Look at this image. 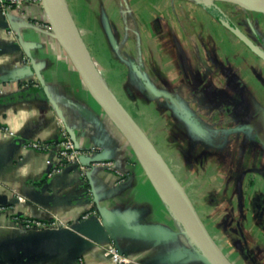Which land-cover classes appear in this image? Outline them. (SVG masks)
I'll return each instance as SVG.
<instances>
[{"label":"crops","instance_id":"1","mask_svg":"<svg viewBox=\"0 0 264 264\" xmlns=\"http://www.w3.org/2000/svg\"><path fill=\"white\" fill-rule=\"evenodd\" d=\"M64 129L88 157L113 167L54 172ZM144 168L54 36L40 0L0 12V194L8 198L0 209V264H109L110 241L129 264H207ZM244 194L229 244L245 264H264V193ZM99 207L114 213L123 236L105 234ZM20 219H59L79 232L28 230Z\"/></svg>","mask_w":264,"mask_h":264},{"label":"rangeland","instance_id":"2","mask_svg":"<svg viewBox=\"0 0 264 264\" xmlns=\"http://www.w3.org/2000/svg\"><path fill=\"white\" fill-rule=\"evenodd\" d=\"M66 2L112 91L220 248L245 264L229 242L238 236L244 193H264V60L230 28L264 51V12L239 0ZM251 167L261 171L245 177Z\"/></svg>","mask_w":264,"mask_h":264},{"label":"water","instance_id":"3","mask_svg":"<svg viewBox=\"0 0 264 264\" xmlns=\"http://www.w3.org/2000/svg\"><path fill=\"white\" fill-rule=\"evenodd\" d=\"M239 3L248 9L264 12V0H257L255 2H252L251 0H239ZM42 6L54 36L57 38L64 51L69 56L73 65L75 66L76 70L78 71L82 80L87 86L89 92L94 97V99L102 106V108L108 113V115L112 118L117 127L127 138L128 142L134 149L142 165H144V167L146 168V172L148 170L151 171L154 175L158 176L162 180V182H164L168 186V188L177 197L181 199V209L184 215H180L176 212V210L172 206L167 196L164 194L157 181L150 174L147 173L154 181L155 185L159 189L160 193L163 195L164 199L166 200L174 214L179 216L178 218L182 221V223L186 227V230L192 236L194 242L197 244L200 251L202 252L206 263L232 264L223 252V250L220 248L218 243L210 234L208 228L206 227L202 217L200 216L196 206L194 205L189 194L187 193L185 187L178 180L171 167L164 159L163 155L160 153V151L157 149V147L154 145L148 135L138 125L133 116L120 102L115 93L112 91L113 94H111L94 73L93 69L91 68L90 62H88L86 57L83 55L78 43L75 40L74 31H76V33L80 37L81 35L68 9L66 0H42ZM230 29L234 33H236L240 37V39H242V41L245 42L252 49V51L258 54L264 60V51L262 49H260L245 35L241 34L240 31L232 27ZM146 157L150 159L154 165L144 162L143 160ZM100 160V157L92 159L91 157H88L86 155L81 156V161L84 164H91ZM65 169L67 172L72 170H79V165H71L66 167ZM260 171L261 170L257 167H251L245 171V174L247 172ZM7 205V196L0 194V206ZM98 210L100 214L98 222L104 229L105 234L114 240H116L119 236H123L124 234L119 232L120 229L115 223L114 213L107 207H99ZM42 232H69L71 234H77L79 231L76 228L69 227ZM102 240L106 239H101L98 241Z\"/></svg>","mask_w":264,"mask_h":264},{"label":"built area","instance_id":"4","mask_svg":"<svg viewBox=\"0 0 264 264\" xmlns=\"http://www.w3.org/2000/svg\"><path fill=\"white\" fill-rule=\"evenodd\" d=\"M33 0H0V12L6 15L10 10L16 9L23 11V8L26 4L30 3ZM42 3V0H40ZM49 27L51 28L50 24ZM32 146L35 148L40 147L41 145L37 142L32 143ZM86 155V152L83 149L79 148L68 136L67 130L64 129L62 132V138L59 143L58 149V165H55L54 172L60 171V167H68L71 165L78 164L79 169L84 171L87 165L81 161V156ZM87 156V155H86ZM50 165L53 166L51 161H48ZM104 167L112 168L113 163L109 161L100 160L97 162ZM20 200H23V197H18ZM3 206H0V209H3ZM26 229L34 231H48V230H57L61 228H69L70 226L62 220L55 219L49 222H43L39 220H30V219H20L19 221ZM105 256L109 260V264H129L131 262L130 257L126 255L123 250L113 241L107 242L104 250Z\"/></svg>","mask_w":264,"mask_h":264},{"label":"bare ground","instance_id":"5","mask_svg":"<svg viewBox=\"0 0 264 264\" xmlns=\"http://www.w3.org/2000/svg\"><path fill=\"white\" fill-rule=\"evenodd\" d=\"M128 1V0H127ZM208 1H211V0H208ZM252 2H255L257 0H251ZM123 2V1H122ZM128 3V2H127ZM130 17V16H129ZM74 36H75V40L76 42L78 43L79 45V48L81 49L83 55L86 57V59L88 60V62H90V65H91V68L93 69L94 73L96 74V76L99 78V80L102 82V84L107 88V90L111 93H112V90L110 89L109 85L107 84L104 76L101 74V72L99 71V69H97L96 67V63L94 62L93 59H91L89 53H88V49H87V46L84 44V42L82 41L81 37L76 33V31H74ZM144 162L146 163H149L151 165H154L153 162L148 159L147 157L144 158L143 160ZM150 175H152L156 180H157V183H159L160 187L163 189V191L168 195V199L169 201L171 202L172 206L174 208H176L179 213L181 215H184L183 214V211L181 209V199L179 197H177L169 188L168 186L162 182V180L154 175L151 171L148 172ZM177 212V211H176ZM190 235V234H189Z\"/></svg>","mask_w":264,"mask_h":264},{"label":"flooded vegetation","instance_id":"6","mask_svg":"<svg viewBox=\"0 0 264 264\" xmlns=\"http://www.w3.org/2000/svg\"><path fill=\"white\" fill-rule=\"evenodd\" d=\"M220 12H221V11H220ZM221 13H222V12H221ZM222 15L225 16L223 13H222ZM227 17H229V16H227ZM220 21L222 22L221 19H220ZM255 43H256V42H255ZM248 173H250V172H247V173L245 174V177H247Z\"/></svg>","mask_w":264,"mask_h":264},{"label":"trees","instance_id":"7","mask_svg":"<svg viewBox=\"0 0 264 264\" xmlns=\"http://www.w3.org/2000/svg\"><path fill=\"white\" fill-rule=\"evenodd\" d=\"M173 171V170H172ZM174 172V171H173ZM188 193V192H187ZM190 196V195H189ZM191 198V197H190ZM192 199V198H191ZM193 201V200H192Z\"/></svg>","mask_w":264,"mask_h":264}]
</instances>
